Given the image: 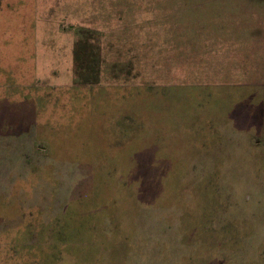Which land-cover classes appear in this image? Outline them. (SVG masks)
Listing matches in <instances>:
<instances>
[{"label":"rangeland","instance_id":"1","mask_svg":"<svg viewBox=\"0 0 264 264\" xmlns=\"http://www.w3.org/2000/svg\"><path fill=\"white\" fill-rule=\"evenodd\" d=\"M0 264H264V0H0Z\"/></svg>","mask_w":264,"mask_h":264},{"label":"trees","instance_id":"2","mask_svg":"<svg viewBox=\"0 0 264 264\" xmlns=\"http://www.w3.org/2000/svg\"><path fill=\"white\" fill-rule=\"evenodd\" d=\"M97 32L81 27L74 43V83L96 85L100 83L104 63L102 45ZM94 41V42H93Z\"/></svg>","mask_w":264,"mask_h":264},{"label":"crops","instance_id":"3","mask_svg":"<svg viewBox=\"0 0 264 264\" xmlns=\"http://www.w3.org/2000/svg\"><path fill=\"white\" fill-rule=\"evenodd\" d=\"M75 43V42H74ZM74 46V45H73ZM74 56V55H73ZM67 61H68V67H69V69H68V71H67V73H68V75H70V77L69 78H72L73 79V76H74V57H73V61H72V63H71V60L69 59V57H67ZM207 129H213L212 127H206ZM209 137L211 138V140L213 139H217L216 141H214V142H205L204 144H201V145H203V146H205L206 147V144H210V145H212V144H216V145H218V144H220L221 143V140H218V138L220 137L219 136V133L217 132V131H214V133H209ZM204 148V147H203ZM199 151V150H198ZM197 150L195 151V153H197L198 152ZM201 151H203L202 150V148H201Z\"/></svg>","mask_w":264,"mask_h":264}]
</instances>
